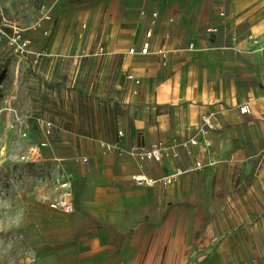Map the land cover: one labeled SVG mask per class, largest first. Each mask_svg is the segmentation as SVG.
Returning a JSON list of instances; mask_svg holds the SVG:
<instances>
[{
  "label": "crops",
  "instance_id": "1",
  "mask_svg": "<svg viewBox=\"0 0 264 264\" xmlns=\"http://www.w3.org/2000/svg\"><path fill=\"white\" fill-rule=\"evenodd\" d=\"M48 7L49 19L18 23L0 14L31 36L32 48L47 51L33 65L0 43L25 68L16 140L24 149L46 143L41 176L0 199L8 231L32 238L36 251L51 249L34 264H264V0H50ZM149 28L151 52L127 54ZM160 47L169 49L166 59ZM244 103L250 112L240 110ZM12 107L3 106L7 125ZM210 111L224 128L201 158L216 163L197 166L182 141ZM7 127L12 141L16 130ZM159 141L180 155L156 161L132 150ZM177 168L184 172L167 187L132 178ZM56 176L69 181L71 212L51 205L61 191Z\"/></svg>",
  "mask_w": 264,
  "mask_h": 264
},
{
  "label": "rangeland",
  "instance_id": "2",
  "mask_svg": "<svg viewBox=\"0 0 264 264\" xmlns=\"http://www.w3.org/2000/svg\"><path fill=\"white\" fill-rule=\"evenodd\" d=\"M0 0V14H4L18 23L32 18L43 17L50 13L48 3L50 0H11L9 6ZM3 51H6L5 54ZM16 55L10 50L0 51V96H1V115H0V199L14 196L17 197L20 191V184L32 181L34 176H41V170L46 166L42 159L37 162H28L22 158L25 149L19 146L16 138L22 132L19 126V83L23 75V68L16 60ZM25 74V73H24ZM11 100L14 106L10 110L13 120L8 124L15 129V138L8 141L5 138L7 123L6 113L3 109L5 103ZM16 107V109H15ZM19 109V110H18ZM12 155L9 158V155ZM0 264H34V257L46 256L50 250L45 248L35 250V241L24 233L8 231L6 223L0 218ZM36 255V256H35Z\"/></svg>",
  "mask_w": 264,
  "mask_h": 264
},
{
  "label": "built area",
  "instance_id": "3",
  "mask_svg": "<svg viewBox=\"0 0 264 264\" xmlns=\"http://www.w3.org/2000/svg\"><path fill=\"white\" fill-rule=\"evenodd\" d=\"M225 10L220 11V15H225ZM158 15L157 11L153 12V16L156 17ZM45 18H51V14L47 13ZM219 27L216 25H210L208 27V31L216 32ZM45 33H48V30H45ZM153 34L152 28H149L146 32V40L143 42L141 46L131 45L127 49V54H147L151 52V43L150 38ZM169 35V32H167ZM4 42L7 46L13 50L16 54L26 57L28 55L31 56V63L33 65H37L40 63L42 58L46 55L45 49L32 48V38L29 34L25 32L23 28L15 26L14 24L7 21L5 18L0 16V43ZM194 43H190L189 47L194 48ZM100 52H104V47L101 46L99 48ZM157 53L162 55L164 59L167 58L169 49L165 47H160L157 49ZM129 77L135 78L133 73L128 74ZM137 81H139L137 79ZM1 96H0V115H1ZM240 110L243 113H248L251 111V106L249 103H244L240 105ZM52 124L51 121H47L48 127ZM224 128L223 123L219 120L218 114L216 111H210L204 113L201 117V121L198 126V133L189 136L188 138L182 141V146L186 149V152L194 157V162L197 166L204 165H212L216 163V159L211 157L208 160H203L201 158V154L203 152H207L212 145V136L213 133ZM49 129V128H48ZM119 135L124 136V131L119 130ZM45 142L31 144L27 150L22 154V158L26 159L28 162H37L43 158V150L42 147L45 146ZM106 146H110L109 143H104ZM132 150L137 152L141 159H150L160 161L166 156H179L180 151L178 150H170L165 146L163 141H159L149 147H144L140 145H133ZM84 162H88L89 158L84 157ZM182 168H177L174 173L164 174L160 178H156L154 176L145 174V173H136L132 175L134 181L138 183H149L153 184L158 181L162 183L164 187L169 186L174 181H176L179 176L183 173ZM56 183H58L61 187L59 199L51 202V205L60 209L64 212H71L74 209V201L71 197V192L69 190V181L60 177H55Z\"/></svg>",
  "mask_w": 264,
  "mask_h": 264
}]
</instances>
